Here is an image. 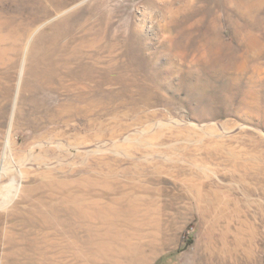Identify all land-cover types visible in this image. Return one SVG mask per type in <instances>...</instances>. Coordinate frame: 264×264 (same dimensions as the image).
<instances>
[{"label": "rangeland", "instance_id": "1", "mask_svg": "<svg viewBox=\"0 0 264 264\" xmlns=\"http://www.w3.org/2000/svg\"><path fill=\"white\" fill-rule=\"evenodd\" d=\"M0 264H264V0H0Z\"/></svg>", "mask_w": 264, "mask_h": 264}, {"label": "trees", "instance_id": "2", "mask_svg": "<svg viewBox=\"0 0 264 264\" xmlns=\"http://www.w3.org/2000/svg\"><path fill=\"white\" fill-rule=\"evenodd\" d=\"M192 243V241L190 240V241H188V245H190Z\"/></svg>", "mask_w": 264, "mask_h": 264}]
</instances>
